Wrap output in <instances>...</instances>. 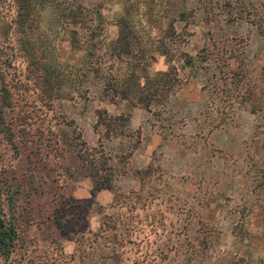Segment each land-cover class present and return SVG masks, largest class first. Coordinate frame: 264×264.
Returning <instances> with one entry per match:
<instances>
[{
	"label": "rangeland",
	"instance_id": "rangeland-1",
	"mask_svg": "<svg viewBox=\"0 0 264 264\" xmlns=\"http://www.w3.org/2000/svg\"><path fill=\"white\" fill-rule=\"evenodd\" d=\"M38 1L20 29L18 0H0V117L28 129L0 127V197L22 233L0 264H264V0H137L147 71L181 80L150 108L103 95L71 43L68 10L83 3L112 38L124 0ZM32 57L56 65L62 96L39 87ZM99 111L125 115L126 133L105 137ZM81 139L109 156L99 179Z\"/></svg>",
	"mask_w": 264,
	"mask_h": 264
},
{
	"label": "trees",
	"instance_id": "trees-1",
	"mask_svg": "<svg viewBox=\"0 0 264 264\" xmlns=\"http://www.w3.org/2000/svg\"><path fill=\"white\" fill-rule=\"evenodd\" d=\"M124 11L115 20L117 33L112 38H107L101 34L103 27L99 23L93 22L88 18L89 9L81 2L73 8L69 16H73V22L78 23L80 32L75 29L71 37V43L75 49L83 50V54L79 58V66L82 65L81 75L87 76L88 81H101V92L103 95H108L111 98L120 97L133 104H140L146 108H150L151 104L156 101V97L161 95H169L174 89L180 86V78L174 74V69L169 67L165 70L149 73L146 69L145 59L148 57V52L143 47L140 38L137 34V29L133 26L134 14L136 15L137 0H124ZM154 0H148L147 8H152ZM18 11L13 22L21 29H31V24H34L35 16L40 13L42 3L38 0H18ZM182 6L178 11L177 19L184 16ZM167 16V15H166ZM176 19V17H175ZM12 22V23H13ZM36 22V21H35ZM175 22V20H174ZM0 22V26H1ZM37 25V22L34 26ZM28 27V28H27ZM168 31L171 34L175 32L173 20L169 21ZM176 35V34H175ZM8 35L3 36L7 39ZM27 39V38H26ZM28 48L32 50L30 40L28 39ZM30 51L29 49H27ZM168 50V49H166ZM160 52V51H158ZM161 54L167 55L165 49H162ZM166 53V54H165ZM166 57V56H165ZM110 58L116 64L112 66V62L106 64V60ZM191 62L190 56H187L186 63ZM32 71L40 68V73L37 74L38 81H41L39 86L48 96H62L64 93L61 88L60 73L56 65L47 62L45 58L40 57L35 59L32 57ZM110 67V68H109ZM155 77V78H154ZM159 77V79H157ZM154 78V79H153ZM3 89V88H2ZM84 90H88V86ZM7 95V94H6ZM6 105H11L10 100H7ZM7 118L0 117V127L5 128L10 133L13 130H21L27 132L24 123H18V120L7 116L6 112H2ZM100 121L105 126L103 134L105 137H111L115 134H124L127 117L123 114L108 116L99 114ZM76 155L80 159L81 167H84L86 175L94 180L102 177L103 172L108 167L109 156L99 152V157H95L86 146L84 139L76 142ZM138 170V169H136ZM6 197L9 199L11 193H8L11 183L5 185ZM1 192V186H0ZM9 207H13L10 203ZM21 229H19L15 219H10L6 216V210L0 197V254L7 259L18 238L21 239Z\"/></svg>",
	"mask_w": 264,
	"mask_h": 264
}]
</instances>
